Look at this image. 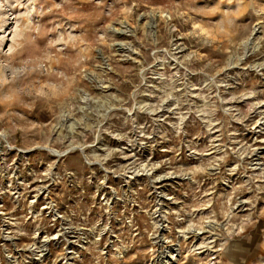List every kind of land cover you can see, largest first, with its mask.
I'll use <instances>...</instances> for the list:
<instances>
[{
	"label": "rangeland",
	"instance_id": "rangeland-1",
	"mask_svg": "<svg viewBox=\"0 0 264 264\" xmlns=\"http://www.w3.org/2000/svg\"><path fill=\"white\" fill-rule=\"evenodd\" d=\"M0 264H264V0H0Z\"/></svg>",
	"mask_w": 264,
	"mask_h": 264
}]
</instances>
